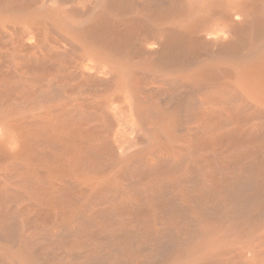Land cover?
Here are the masks:
<instances>
[{"label": "bare ground", "instance_id": "bare-ground-1", "mask_svg": "<svg viewBox=\"0 0 264 264\" xmlns=\"http://www.w3.org/2000/svg\"><path fill=\"white\" fill-rule=\"evenodd\" d=\"M0 264H264V0H0Z\"/></svg>", "mask_w": 264, "mask_h": 264}]
</instances>
